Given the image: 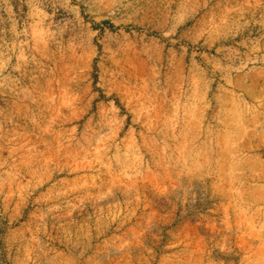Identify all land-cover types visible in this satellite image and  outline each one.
<instances>
[{
  "label": "rangeland",
  "instance_id": "374dc122",
  "mask_svg": "<svg viewBox=\"0 0 264 264\" xmlns=\"http://www.w3.org/2000/svg\"><path fill=\"white\" fill-rule=\"evenodd\" d=\"M0 264H264V0H0Z\"/></svg>",
  "mask_w": 264,
  "mask_h": 264
}]
</instances>
